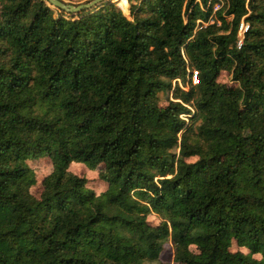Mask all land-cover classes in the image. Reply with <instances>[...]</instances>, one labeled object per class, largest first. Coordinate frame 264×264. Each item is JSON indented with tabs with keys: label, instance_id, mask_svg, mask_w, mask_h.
Wrapping results in <instances>:
<instances>
[{
	"label": "trees",
	"instance_id": "obj_1",
	"mask_svg": "<svg viewBox=\"0 0 264 264\" xmlns=\"http://www.w3.org/2000/svg\"><path fill=\"white\" fill-rule=\"evenodd\" d=\"M155 262L264 264V0H0V264Z\"/></svg>",
	"mask_w": 264,
	"mask_h": 264
},
{
	"label": "rangeland",
	"instance_id": "obj_2",
	"mask_svg": "<svg viewBox=\"0 0 264 264\" xmlns=\"http://www.w3.org/2000/svg\"><path fill=\"white\" fill-rule=\"evenodd\" d=\"M63 1L71 2L72 0H63ZM114 1H116L118 6L122 9L124 14H126L127 16L129 15V6L131 4H137L138 3V0H114ZM68 4H71V3H68ZM72 5H74V4H72ZM216 5H219V7L221 6V4H218V3H216L215 6ZM52 6H54V5H52ZM75 6H77V5H75ZM67 12H69V11H67ZM192 75H194V73ZM228 79H229V76L226 72H223L219 77L220 81H228ZM179 85L183 86L186 89V86L180 80H179ZM28 165L33 169V171L35 173V178H36V182L31 187V191L35 194H38L40 189H41V186L43 185V181H44L45 177L52 171L53 166H52L51 159L49 157L32 159V160L28 161ZM69 171L85 177L87 180L86 186L90 189H93L96 193H101L107 188V184L99 178V169L98 168L92 169L83 162H72L69 165ZM150 219L153 222L158 221V217L156 215H152L150 217ZM233 248L236 249L237 246H234ZM171 258H172L171 245H166L164 252H162V254H161V260L163 262H170ZM152 264H157V262L152 263Z\"/></svg>",
	"mask_w": 264,
	"mask_h": 264
},
{
	"label": "water",
	"instance_id": "obj_3",
	"mask_svg": "<svg viewBox=\"0 0 264 264\" xmlns=\"http://www.w3.org/2000/svg\"><path fill=\"white\" fill-rule=\"evenodd\" d=\"M101 0H91L90 2L88 3H82V4H78L77 6L75 5H72V4H66L60 0H48V2L54 6H57L59 8H62V9H65L69 12H76L78 11L79 9L81 8H84V7H89L93 4H96L98 2H100Z\"/></svg>",
	"mask_w": 264,
	"mask_h": 264
},
{
	"label": "built area",
	"instance_id": "obj_4",
	"mask_svg": "<svg viewBox=\"0 0 264 264\" xmlns=\"http://www.w3.org/2000/svg\"><path fill=\"white\" fill-rule=\"evenodd\" d=\"M219 8V5H216L215 7H214V10H216V9H218ZM210 22L212 23L213 22V20H210ZM247 29V26H244V24L243 23H241L240 24V31L241 32H243V31H245ZM241 43V41H239V44ZM192 83L193 84H196V83H198V77H197V71H195L194 72V75H192ZM175 82V81H174ZM173 82V83H174ZM177 82L179 83V80H177Z\"/></svg>",
	"mask_w": 264,
	"mask_h": 264
}]
</instances>
